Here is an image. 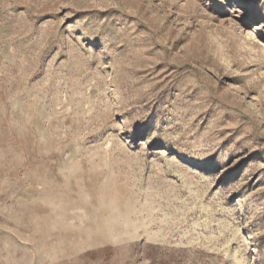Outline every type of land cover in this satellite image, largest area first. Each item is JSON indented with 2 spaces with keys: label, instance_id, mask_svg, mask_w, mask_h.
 Returning <instances> with one entry per match:
<instances>
[{
  "label": "rangeland",
  "instance_id": "1",
  "mask_svg": "<svg viewBox=\"0 0 264 264\" xmlns=\"http://www.w3.org/2000/svg\"><path fill=\"white\" fill-rule=\"evenodd\" d=\"M0 264H264V0H0Z\"/></svg>",
  "mask_w": 264,
  "mask_h": 264
}]
</instances>
